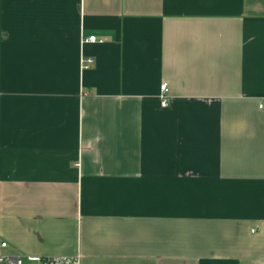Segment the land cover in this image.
I'll use <instances>...</instances> for the list:
<instances>
[{
    "label": "crops",
    "instance_id": "0c3cea01",
    "mask_svg": "<svg viewBox=\"0 0 264 264\" xmlns=\"http://www.w3.org/2000/svg\"><path fill=\"white\" fill-rule=\"evenodd\" d=\"M0 254L264 264V0H0Z\"/></svg>",
    "mask_w": 264,
    "mask_h": 264
},
{
    "label": "built area",
    "instance_id": "2783aa9c",
    "mask_svg": "<svg viewBox=\"0 0 264 264\" xmlns=\"http://www.w3.org/2000/svg\"><path fill=\"white\" fill-rule=\"evenodd\" d=\"M96 36L90 35L86 41H95ZM94 63L93 57H86L82 60L84 67H89ZM168 84L161 85L160 100L161 105L168 107L170 105V98L168 97ZM3 247L7 246V242L2 243ZM27 259L28 262H24ZM0 264H81L80 256L56 255V256H28L23 258L20 255H3L0 254Z\"/></svg>",
    "mask_w": 264,
    "mask_h": 264
},
{
    "label": "rangeland",
    "instance_id": "374dc122",
    "mask_svg": "<svg viewBox=\"0 0 264 264\" xmlns=\"http://www.w3.org/2000/svg\"><path fill=\"white\" fill-rule=\"evenodd\" d=\"M24 262H25V263L28 262L27 259H25Z\"/></svg>",
    "mask_w": 264,
    "mask_h": 264
}]
</instances>
